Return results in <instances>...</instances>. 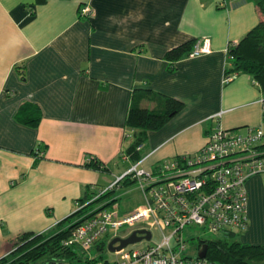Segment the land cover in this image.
I'll use <instances>...</instances> for the list:
<instances>
[{
  "label": "crops",
  "instance_id": "crops-1",
  "mask_svg": "<svg viewBox=\"0 0 264 264\" xmlns=\"http://www.w3.org/2000/svg\"><path fill=\"white\" fill-rule=\"evenodd\" d=\"M85 4L91 16L80 15ZM261 19L253 0H0V259L25 232L59 230L88 190L140 162L128 151L133 107L163 111V96L185 104L147 132L146 169L196 153L218 122L264 129V94L252 77L223 83L229 47ZM193 40H209L211 52L167 59ZM23 104L40 107L37 127L16 120ZM90 156L107 170L87 166ZM246 186L240 242L264 244V176Z\"/></svg>",
  "mask_w": 264,
  "mask_h": 264
},
{
  "label": "built area",
  "instance_id": "built-area-1",
  "mask_svg": "<svg viewBox=\"0 0 264 264\" xmlns=\"http://www.w3.org/2000/svg\"><path fill=\"white\" fill-rule=\"evenodd\" d=\"M80 15L91 16V7L82 5ZM210 52V41L198 40L189 57ZM235 77L236 74L225 75L223 83L227 84ZM222 114L223 111L219 112L215 118ZM263 144L264 129L261 126H248L241 134L238 129L224 127L218 122L210 129L206 144L192 155H179L151 169L142 167L146 157L141 159L90 200L78 202L76 211L114 190L127 177L140 182L146 203L123 214L119 211L118 197L97 204L78 218L79 224L63 240V245L77 247L92 257V248L110 229L133 226L145 220L146 226L134 230L146 229L152 233V229H159L163 233L161 241L142 250L122 248L115 252L119 255L115 264H219L208 256L184 255L187 248L184 230L198 225L229 235L248 229L246 183L254 175L264 176ZM91 159L88 157V162Z\"/></svg>",
  "mask_w": 264,
  "mask_h": 264
},
{
  "label": "trees",
  "instance_id": "trees-1",
  "mask_svg": "<svg viewBox=\"0 0 264 264\" xmlns=\"http://www.w3.org/2000/svg\"><path fill=\"white\" fill-rule=\"evenodd\" d=\"M42 1L44 0H40V2ZM253 1L262 19L240 42L229 47L228 57L231 67L226 70V75L247 74L260 86L264 94V0ZM195 43L196 41L193 40L172 49L168 52L167 59L177 62L188 57ZM163 98L166 104L163 111L133 107L128 115L126 125L133 130V141L128 151L136 157V162L143 158L139 153V149L146 138L147 132L160 128L185 107L182 102L167 96H163ZM42 116V111L36 104H23L16 114V120L24 125L37 127ZM90 157L92 159L86 163L87 166L103 171L107 170V167L92 156ZM135 181L137 180L132 177L123 180L124 184H131ZM114 192L115 190H110L84 208L75 211L59 222V230L57 231L46 233L25 232L19 235L13 244L12 251L0 259V264H100L103 261L101 253L106 246L105 237L92 248V250L96 248L99 251L98 255H92V257L77 247L64 246L63 240L79 224V217H82L88 209L93 208V204H99L113 197ZM94 194L95 192H89L88 190L78 202L85 203ZM236 234L238 233H230L229 235L234 236ZM203 242L208 244V258L219 264H264V244H245L238 240L229 241L225 238L201 240L200 246ZM104 264H115V262L104 260Z\"/></svg>",
  "mask_w": 264,
  "mask_h": 264
},
{
  "label": "rangeland",
  "instance_id": "rangeland-1",
  "mask_svg": "<svg viewBox=\"0 0 264 264\" xmlns=\"http://www.w3.org/2000/svg\"><path fill=\"white\" fill-rule=\"evenodd\" d=\"M241 134H244L245 132H240ZM145 156V154H144ZM132 164H135V162H130L127 164H121V167L129 169ZM116 176L110 177L106 176L108 180V184H110L112 181H115L117 179ZM114 178V179H113ZM107 184V185H108ZM109 186V185H108ZM115 192L113 193V197H118V206L119 211L123 213H127L130 211H133L134 209L138 208L139 206H142L146 203V199L144 196V193L142 189L140 188V182L135 181L131 184H119L115 189ZM98 203H95L92 205V207H96ZM77 209V207H76ZM90 210V209H88ZM148 223L143 220L141 222L136 223L133 226L124 225L116 229H110L109 233L105 236L106 238V246L105 249L102 251V258L103 261L100 264H104V260H109L111 262L117 261L119 259V255L115 252H111L108 249V243L115 237H127L129 236L135 228L146 226ZM242 233V232H241ZM241 233H238L234 236H228L224 235L223 232H213L207 229L202 228L198 225H192L188 226L184 230L183 238L186 241L187 248L183 252L184 255L188 256H197L199 254L200 250V242L201 240H217V239H225L228 238L229 241H241ZM153 238L151 240H142L140 242H137L135 244L129 245V248L133 249H144L150 244H155L161 241L163 238V233L159 229H152ZM98 250L94 248L91 251L92 255H98Z\"/></svg>",
  "mask_w": 264,
  "mask_h": 264
},
{
  "label": "water",
  "instance_id": "water-1",
  "mask_svg": "<svg viewBox=\"0 0 264 264\" xmlns=\"http://www.w3.org/2000/svg\"><path fill=\"white\" fill-rule=\"evenodd\" d=\"M152 238V233L146 229L134 230L127 237H115L108 243V249L111 252H116L122 248L129 245L135 244L142 241L143 239L150 240ZM208 252V244L204 243L201 250L199 251V256L206 257Z\"/></svg>",
  "mask_w": 264,
  "mask_h": 264
},
{
  "label": "flooded vegetation",
  "instance_id": "flooded-vegetation-1",
  "mask_svg": "<svg viewBox=\"0 0 264 264\" xmlns=\"http://www.w3.org/2000/svg\"><path fill=\"white\" fill-rule=\"evenodd\" d=\"M204 243H207V242H203L202 245H203Z\"/></svg>",
  "mask_w": 264,
  "mask_h": 264
}]
</instances>
